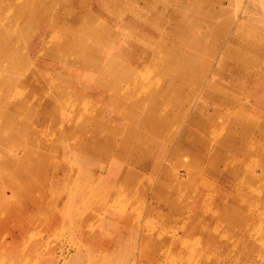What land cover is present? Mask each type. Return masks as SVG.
<instances>
[{"label":"rangeland","instance_id":"rangeland-1","mask_svg":"<svg viewBox=\"0 0 264 264\" xmlns=\"http://www.w3.org/2000/svg\"><path fill=\"white\" fill-rule=\"evenodd\" d=\"M264 0H0V264H264Z\"/></svg>","mask_w":264,"mask_h":264},{"label":"crops","instance_id":"crops-1","mask_svg":"<svg viewBox=\"0 0 264 264\" xmlns=\"http://www.w3.org/2000/svg\"><path fill=\"white\" fill-rule=\"evenodd\" d=\"M258 145H260V146H263V145H264V143H260V144H258Z\"/></svg>","mask_w":264,"mask_h":264}]
</instances>
